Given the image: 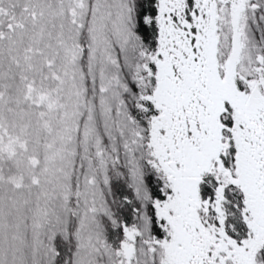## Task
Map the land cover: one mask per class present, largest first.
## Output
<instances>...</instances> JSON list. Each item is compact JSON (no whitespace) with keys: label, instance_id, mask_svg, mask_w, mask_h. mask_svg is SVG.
<instances>
[{"label":"snow or ice","instance_id":"6c2138e0","mask_svg":"<svg viewBox=\"0 0 264 264\" xmlns=\"http://www.w3.org/2000/svg\"><path fill=\"white\" fill-rule=\"evenodd\" d=\"M0 264H264V0H0Z\"/></svg>","mask_w":264,"mask_h":264}]
</instances>
